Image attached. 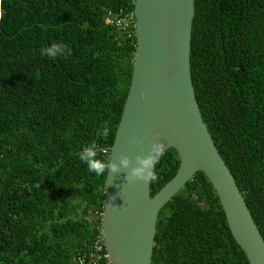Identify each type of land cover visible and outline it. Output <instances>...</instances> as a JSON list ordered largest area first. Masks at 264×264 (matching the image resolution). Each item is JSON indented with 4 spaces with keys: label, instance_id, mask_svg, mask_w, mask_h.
<instances>
[{
    "label": "trees",
    "instance_id": "16d2710c",
    "mask_svg": "<svg viewBox=\"0 0 264 264\" xmlns=\"http://www.w3.org/2000/svg\"><path fill=\"white\" fill-rule=\"evenodd\" d=\"M189 71L201 117L264 239V0H193ZM132 0H0V264H70L100 235L105 172L134 35L104 22ZM53 42L65 54L42 56ZM107 137L97 135L103 126ZM179 166H155L154 194ZM95 212V214H94ZM150 264H248L202 170L158 210Z\"/></svg>",
    "mask_w": 264,
    "mask_h": 264
},
{
    "label": "water",
    "instance_id": "95a60500",
    "mask_svg": "<svg viewBox=\"0 0 264 264\" xmlns=\"http://www.w3.org/2000/svg\"><path fill=\"white\" fill-rule=\"evenodd\" d=\"M134 53L129 89L109 161L147 156L158 141L178 153L173 177L154 194L149 183H127L128 169L105 174L100 227L110 264H150L158 210L197 170L208 178L227 227L248 264H264V239L201 117L189 71L193 0H132ZM164 149V150H165Z\"/></svg>",
    "mask_w": 264,
    "mask_h": 264
},
{
    "label": "clouds",
    "instance_id": "9594fccd",
    "mask_svg": "<svg viewBox=\"0 0 264 264\" xmlns=\"http://www.w3.org/2000/svg\"><path fill=\"white\" fill-rule=\"evenodd\" d=\"M3 17V12L0 11V18ZM67 45L53 42L50 46L41 48L40 54L49 58H55L65 54ZM107 124L103 126V132L98 131L97 135L107 137L108 135ZM164 144L162 141H158L151 148L150 153L145 157L137 156L138 165L129 169V158L121 155L119 165L113 162L104 161L99 158L97 152V144L95 141L83 147L82 151L78 153V159L84 163L90 172H94L97 175H102L105 172H111L113 174L128 169L126 174L127 183H131L135 180H142L147 183L156 182L158 176L155 171V166L159 161V158L164 155Z\"/></svg>",
    "mask_w": 264,
    "mask_h": 264
},
{
    "label": "built area",
    "instance_id": "2783aa9c",
    "mask_svg": "<svg viewBox=\"0 0 264 264\" xmlns=\"http://www.w3.org/2000/svg\"><path fill=\"white\" fill-rule=\"evenodd\" d=\"M104 22L126 36L134 35L136 22L133 11L125 12L120 15L108 11L104 17ZM100 232V235L97 236L87 248L72 253L70 256V264H110L108 262V254L103 244L102 231Z\"/></svg>",
    "mask_w": 264,
    "mask_h": 264
}]
</instances>
